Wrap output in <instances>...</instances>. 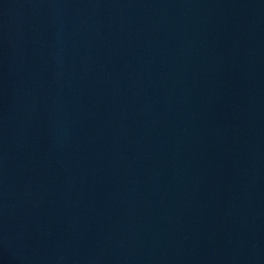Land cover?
Here are the masks:
<instances>
[{
	"label": "water",
	"instance_id": "1",
	"mask_svg": "<svg viewBox=\"0 0 264 264\" xmlns=\"http://www.w3.org/2000/svg\"><path fill=\"white\" fill-rule=\"evenodd\" d=\"M0 264H264V0H0Z\"/></svg>",
	"mask_w": 264,
	"mask_h": 264
}]
</instances>
